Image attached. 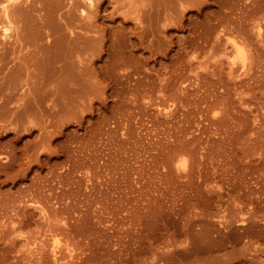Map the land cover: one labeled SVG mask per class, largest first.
<instances>
[{
    "label": "rangeland",
    "instance_id": "rangeland-1",
    "mask_svg": "<svg viewBox=\"0 0 264 264\" xmlns=\"http://www.w3.org/2000/svg\"><path fill=\"white\" fill-rule=\"evenodd\" d=\"M94 1L10 8L0 264H264V0Z\"/></svg>",
    "mask_w": 264,
    "mask_h": 264
},
{
    "label": "bare ground",
    "instance_id": "bare-ground-1",
    "mask_svg": "<svg viewBox=\"0 0 264 264\" xmlns=\"http://www.w3.org/2000/svg\"><path fill=\"white\" fill-rule=\"evenodd\" d=\"M83 1H85L86 3H89L90 4V6L91 7H93V5H94V3H95V1L94 0H83ZM106 0H103V1H101L98 5H97V7H96V11L99 13L100 11H101V9H103V7L105 6V2ZM25 3V0H0V6H1V8H0V11H1V13H2V17H1V19H0V36L2 37V38H0V40L2 41V40H5V41H7V40H10L11 39V36H13L12 34H11V30L13 29L12 28V26H11V24H13V22H12V20H10L11 19V12H10V8H13V7H15L16 8V14L18 13V15L20 14V15H22L21 17H23L24 18V12L25 11H23V10H25L24 9V6H23V4ZM33 7V6H32ZM32 9V8H31ZM30 9V10H31ZM100 9V10H99ZM83 13H87V11H85L84 9H83V11H82ZM23 13V14H22ZM19 15V16H20ZM87 17V16H86ZM21 20H22V18H21ZM20 20V21H21ZM50 22V21H49ZM21 23H22V21H21ZM51 23V22H50ZM49 23V29L50 28H52L53 29V27H54V29L56 30V28H59V27H55V26H52L51 24ZM44 24H46V22L44 23ZM47 25V24H46ZM50 25H51V27H50ZM42 27H44L43 25H41ZM47 27V26H46ZM20 29V32L18 33V36H19V38H20V41H21V44H24L25 45V41H28L27 40V38H26V40L24 41V38H25V36L27 35V34H25V36H24V33L26 32V30H25V28H24V26H22V27H20L19 28ZM47 29V28H46ZM54 29H53V31H51V32H54ZM42 29H40V32H42L41 31ZM51 30V29H50ZM58 30V31H57ZM56 30V32H59L58 34L59 35H57V36H52L51 38H53L54 39V41L53 40H47L48 42L50 41L51 43L53 42V44H54V42L56 43V41H57V39H59V36H60V30L59 29H57ZM34 31V30H33ZM32 31V32H33ZM51 32H48L47 33V35H51L50 33ZM36 33V32H35ZM36 34H39V33H36ZM43 34V33H42ZM52 34H55V32L54 33H52ZM57 34V33H56ZM260 34V33H259ZM40 35V34H39ZM31 36H32V33H31ZM33 36H35V34H34V32H33ZM28 37V36H27ZM30 37V36H29ZM36 37V38H35ZM35 37H30V38H32V39H34V41L36 42V44L33 42V41H31V43L33 42V44H35V45H33V46H35L34 48H35V53H34V51H33V58H31V60H27V59H25V58H23V60H24V62L29 66V65H31V63H32V65L34 66V69L36 70V72H37V74L35 75V76H37L38 78H40L43 74V64H41V62H42V59H44V58H41V54H39V50L41 51V46H40V48H39V46H37V45H43L44 43L41 41V40H43V37H42V35H41V37H42V39L40 40V38H38V35H36ZM61 38H62V36H60ZM48 38H50V37H47V39ZM56 38V39H55ZM230 39H232V38H230ZM229 39V40H230ZM234 39V38H233ZM17 40H19L18 38H17ZM56 40V41H55ZM229 40H227V42L228 43H230V41ZM5 41H3V44H4V46L6 45V44H8V41L7 42H5ZM71 41H72V39H71ZM29 42V41H28ZM28 42H26V43H28ZM38 42H42V43H39L38 44ZM233 42H237V40L235 39ZM233 42H231V44H233ZM0 43H2V42H0ZM16 43V42H15ZM59 44H60V42H58ZM58 43H57V47L55 46L56 44H54L53 46H54V49H53V51H57L56 49L58 48V47H60L59 45H58ZM16 44H18V45H21L20 44V42H18L17 41V43ZM29 44H30V42H29ZM230 44V45H231ZM17 45V46H18ZM87 45H88V43H86L85 45H84V50H86V49H88V47H87ZM12 46H13V49L12 48H9V46H8V48L11 50L12 49V51L13 50H16V49H14V46H15V44H12ZM11 46V47H12ZM43 46H46V44H44ZM42 46V47H43ZM232 46V45H231ZM234 46H235V48H233V49H236V51H235V57H241L242 55H244L243 53H245L244 51L245 50H243L244 48H243V46L241 47V45H239V43L237 42V43H234ZM233 46V47H234ZM21 47V46H20ZM47 47V46H46ZM46 47H43L42 49L44 50V48H46ZM50 47H51V45H50ZM56 47V48H55ZM61 47H64V46H62L61 45ZM16 48V47H15ZM5 49H7V48H5ZM9 49H8V51H9ZM47 49H49L48 47H47ZM58 49H63V48H58ZM50 50V49H49ZM49 50H47L48 52H49ZM66 50H67V48H66ZM5 52H3L4 53V56H5V54H6V50H4ZM58 51H59V53H58ZM57 51V53L58 54H60L61 52H62V50H61V52H60V50H58ZM51 52V51H50ZM49 52V53H50ZM66 52V51H65ZM1 53V52H0ZM8 53H11V51H9ZM41 53H44V52H41ZM49 53H47V54H49ZM52 53V52H51ZM57 53H52L54 56H55V58L56 57H59V56H57ZM67 53V52H66ZM46 54V53H45ZM52 54H49V57L50 58H53L54 56H50V55H52ZM62 54H64L65 56H67L66 58H68V55L67 54H65V53H63L62 52ZM60 55V56H62V58H63V56L64 55ZM68 54H69V51H68ZM45 57H46V55H45ZM59 58H61V57H59ZM5 59V58H4ZM82 63H83V67L81 68V69H79L78 71H76V73L74 72V74L73 75H68L67 76V74L65 73L66 72V70H67V68L68 67H70L69 65H68V63L66 62V63H64V65H63V68H64V70H65V72H63L64 73V75H62L63 77H65L66 79L65 80H67V84H68V86H69V89L71 90V91H73V92H81V91H83V93H85V91L84 90H87V86H89V82H90V71H89V66H88V63H87V60L85 59L84 61L82 60ZM3 66V65H2ZM2 66H1V68H2ZM18 67V68H17ZM44 67H45V65H44ZM0 68V69H1ZM15 69H18L17 71L16 70H14V71H12V73L13 72H15V73H13V75H11V76H14V77H16V80H14L13 78L14 77H9V75L4 79H0V92H4L5 90H6V88H7V86H9V82H11V84H14V83H19V81H20V79H21V69H22V66L20 67V65H16V67H15ZM63 70V69H62ZM16 72H17V75H16ZM16 76H15V75ZM59 75V74H58ZM60 76V75H59ZM9 77V78H8ZM19 77V78H18ZM43 77V76H42ZM10 78L11 79H13L12 81L10 80ZM60 78V77H59ZM8 79H9V82H8ZM6 80H7V82H6ZM15 81V82H14ZM10 84V85H11ZM36 100V103H38L39 104V101H41L42 100V97H36L35 98ZM34 101V102H35ZM41 103V102H40ZM36 105V104H35ZM40 105V104H39ZM160 106V105H159ZM159 109L161 108V107H158ZM181 161H183L184 162V160H181ZM182 164H180L179 166H181ZM177 166H178V164H177ZM178 166V167H179ZM183 166V165H182ZM52 252H53V256L54 257H57V254L59 253V250L57 249V245L56 246H54V249L52 250Z\"/></svg>",
    "mask_w": 264,
    "mask_h": 264
}]
</instances>
